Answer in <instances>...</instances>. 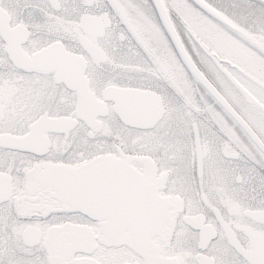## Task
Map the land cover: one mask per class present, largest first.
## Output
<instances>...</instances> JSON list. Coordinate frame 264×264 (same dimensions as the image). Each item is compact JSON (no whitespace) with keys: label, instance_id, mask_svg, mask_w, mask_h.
I'll return each mask as SVG.
<instances>
[{"label":"snow or ice","instance_id":"1","mask_svg":"<svg viewBox=\"0 0 264 264\" xmlns=\"http://www.w3.org/2000/svg\"><path fill=\"white\" fill-rule=\"evenodd\" d=\"M0 264H264V0H0Z\"/></svg>","mask_w":264,"mask_h":264}]
</instances>
